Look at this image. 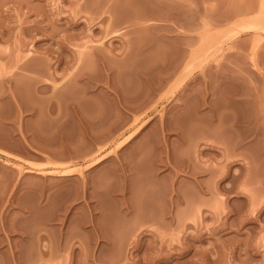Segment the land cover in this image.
Wrapping results in <instances>:
<instances>
[{"label":"rangeland","instance_id":"obj_1","mask_svg":"<svg viewBox=\"0 0 264 264\" xmlns=\"http://www.w3.org/2000/svg\"><path fill=\"white\" fill-rule=\"evenodd\" d=\"M91 1L0 0V264H264V30H241L247 0H173L151 40Z\"/></svg>","mask_w":264,"mask_h":264},{"label":"bare ground","instance_id":"obj_2","mask_svg":"<svg viewBox=\"0 0 264 264\" xmlns=\"http://www.w3.org/2000/svg\"><path fill=\"white\" fill-rule=\"evenodd\" d=\"M93 1H94V3H97V4L99 3V4H100L102 1H105V0H93ZM93 1H91V2H93ZM142 1H143V0H142ZM148 1H149V0H147V2H148ZM156 1H157V0H154V2H156ZM161 1H162V0H161ZM161 1L158 0V2H156V4H157L156 7H157L158 11H157V10L153 11L155 5H154V7H151V5L148 4L145 0H144L143 2H144L145 5H146V3H147L148 6L150 5L149 8L146 7L147 5H146V6L143 5V4L141 3V0H117L116 3L112 4V6H110V8H109L110 10H109L108 7H107V10H109L108 12L111 13L110 15H109V13H108V15L111 16V17H112V15H113V19H114V22H112L111 24L116 25V26H119V25L121 24V26H122V25H123L122 23H124V24H130L131 26L133 25V27L135 26L136 28H135L134 31H132L131 28H130V31H131V32H130V31L128 32V36L131 35V37H132L133 34L135 35V37L138 35L139 37H142L143 39H144V37L147 38V37L150 36V35H151V36H153V35L155 36V35H156V32H154V31H156L157 29H154L152 26H149V25H153V24H152V23H151V24L148 23V24H149V25H148L147 22H151V21H154V20H155V22H156V21H162L163 23H164V22L173 21L174 18L176 17V15L173 16V14H174L175 12H176V13H179V12L176 11L177 8H176V9H175V8H172V5H174V4H173V0H172V3H171V1L169 0V1H170V6H169V7H167V6L169 5V2H168V4L166 3L167 6L165 7V6H161V5H163V3H164L165 1H162V2H161ZM167 1H168V0H166V2H167ZM174 1H175V0H174ZM187 1H188V0H187ZM191 1H192V0H191ZM193 1L195 2V0H193ZM197 1H199V0H196L195 3H197ZM202 1H203V0H202ZM205 1H206V0H205ZM235 1H236V0H235ZM237 1H238V2H239V1L242 2L241 0H237ZM243 1H245V0H243ZM258 1H259V6L255 7V9H256V8L259 9V11L256 9V10L258 11V13H257L255 10H253V11H254L253 13L255 14V16H254L255 18H254L253 16H251V14H250L251 10H250V8H249V7L251 6V4H253V6L256 5V4H254L255 1H254V3H252V2H253L252 0H247V1H245V3H247V5H245V4L241 5V3H240L241 6L238 5L239 7H238L237 9L235 8L234 13L236 12V10H237V11L239 10V11H238V12H239V16L242 15V14H243V16H244V15L247 16L248 13H249L250 16H249V15H248V16L251 18V20L254 19L252 22H249L250 19H249V20L247 19V20H248V23L245 24V25H244V23H245L246 21L243 20V21H245L244 23L241 22V24H243V26L239 23L240 25L238 24V26H240V28H241V26L244 27V28H241V30H242V29H243V30H250V31H251V30H253V31H258V29H262V31L264 30V27H263V26H264V22H262V21H264V18H263L264 15L262 16V9L264 10V8H263L264 0H258ZM111 2H112V1H111ZM145 2H146V3H145ZM150 2H151V1H149V3H150ZM160 2H161V3H160ZM176 2H177V0H176ZM179 2H180V1H179ZM189 2H190V1H189ZM102 3H103V2H102ZM106 3H107V0H106ZM106 3H104V4H106ZM108 3H109V2H108ZM177 3H178V2H177ZM190 3L192 4V2H190ZM190 3H189V4H190ZM198 3H199V2H198ZM243 3H244V2H243ZM153 4H154V3H153V1H152V6H153ZM164 4H165V3H164ZM166 4H165V5H166ZM185 4H186V2L184 3V6H185ZM191 4H190V6H192ZM158 5H160L161 7H160V6L158 7ZM181 5H183V4H180V6H181ZM193 5H194V3H193ZM199 5H201V4H199ZM107 6H108V5H107ZM174 6L176 7V5H174ZM174 6H173V7H174ZM177 6H178V4H177ZM180 6H179V7H180ZM184 6H183V8L187 9V8H186L187 6H186V7H184ZM194 6H195V5H194ZM194 6H193V8H194ZM232 6H233V8H234V5H232ZM98 7H99V6H98ZM156 7H155V8H156ZM162 7H165L166 9H165V8H162ZM196 7H197V5H196ZM199 7H200V8H199ZM199 7H198V8H199V10H200V9L202 8V5L199 6ZM236 7H237V3H236ZM251 7H252V6H251ZM152 8H153V10H151ZM159 8L165 9V11L163 10V11L161 12L162 9H160V12H159ZM168 8H169V10H168ZM170 8H171V9H170ZM181 8H182V7H181ZM183 8H182V9H183ZM205 8H206V7H205ZM231 8H232V7H231ZM247 8H248V10H247ZM172 9H173V10H172ZM174 9H175V11H174ZM188 9H190L189 5H188ZM188 9H187V10H188ZM179 10H180V9H179ZM201 10H202V9H201ZM210 10H211V9H210ZM228 10H229V9H228ZM228 10H227V11H228ZM232 10H233V9H232ZM232 10H229V11L233 12ZM169 11H170V12H169ZM171 11H173V12H172L173 14L171 13ZM184 11H185V10H184ZM191 11H195V9H194V10L192 9ZM191 11H189V12H191ZM203 11H204V10H203ZM203 11H202V12H203ZM227 11H226V12H227ZM249 11H250V12H249ZM165 12H166V13H165ZM181 12H182V11H181ZM185 12L188 13V11H185ZM204 12H207V9H206ZM204 12H203V13H204ZM208 12H209V11H208ZM214 12H215V11H214ZM222 12H224V11H222ZM255 12L257 13V15H256ZM161 13H163V14H161ZM167 13H168V15H166ZM169 13H171V15H169ZM186 13L182 12V16H183V14L185 15ZM197 13H198V12H197ZM227 13H230V12H227ZM234 13H233V14H234ZM236 13H237V12H236ZM164 14H165V15H164ZM179 14H180V13H179ZM191 14H193V13H191ZM191 14H188V15L190 16ZM207 14H208V13H207ZM217 14H218V15H219V14L221 15L222 13L218 12ZM254 14H253V15H254ZM180 15H181V14H180ZM180 15H179V16L177 15V19H178V17H179V20H178V21H179V23H181V24L176 25V28H179V27H180V28H184V30H185V27H186L187 23H186V25H184V24H185V21H184V20H183V21L180 20ZM194 15H195V16H194ZM196 15H197L196 13L193 14V16H194V20H193V21H194V26H192L193 23H192V25H191V23H189V22H190V21H189V22H188L189 25H187V27L189 26V27H190V30L192 29V32H193V33H194V32H196V33H200V27H201L202 25L199 27V25H198V24H199V23H198V22H199V19H198V22L196 21V24H195V17H196ZM198 15H199V13H198ZM203 15H204V14H203ZM203 15H202V16H203ZM213 15H216V14H213ZM218 15H216V16H218ZM220 15H219V16H220ZM223 15H224V14H223ZM230 15H231V14H230ZM237 15H238V14H237ZM185 16H187V14H186ZM185 16H184V17H185ZM208 16H210V15L208 14ZM221 16H222V15H221ZM248 16H247L246 18H249ZM187 17H188V16H187ZM187 17H185V18H187ZM197 17L200 18L199 16H197ZM206 17H207V15H206ZM222 17H223V16H222ZM231 17H233V15H232ZM231 17L228 15V18H231ZM240 17H242V16H240ZM185 18H184V19H185ZM207 18H208V17H207ZM209 18H211V17H209ZM224 18H227V16L224 17ZM224 18H223V19H224ZM244 18H245V17H244ZM252 18H253V19H252ZM182 19H183V18H182ZM192 19H193V17H192ZM192 19H191V20H192ZM213 19H214V17H213ZM239 19H240V18H239ZM111 20H112V19H111ZM217 20H219V18H218ZM226 20H227V19H226ZM229 20H231V19H229ZM235 20H236V19H235ZM241 20H242V19H241ZM251 20H250V21H251ZM109 21H110V20H109ZM175 21H177L176 18H175ZM175 21H173L174 23H173V22H171V23L175 24V23H176ZM213 21H214V20H213ZM220 21L222 22V20H220ZM224 21H225V20H224ZM224 21H223V22H224ZM236 21H238V20H236ZM119 22H120V23H119ZM155 22H154V24H155ZM182 22H183V25H182ZM191 22H192V21H191ZM217 22H219V21H217ZM221 22H219V23H221ZM223 22H222V23H223ZM233 22H234V24H235V21H233ZM239 22H240V20H239ZM157 23H158V22H157ZM177 23H178V22H177ZM158 24H159V23H158ZM158 24H157V25H158ZM214 24H217V25H218V23H214ZM113 25H112V26H113ZM157 25H154V26H157ZM165 25H166V23H165ZM167 25H168V24H167ZM190 25H191V26H190ZM203 25H204V24H203ZM125 26L128 27V25H125ZM160 26H162V23H160V25H158L159 28H160ZM169 26H170V24H169L167 27H169ZM171 26H172V25H171ZM178 26H179V27H178ZM184 26H185V27H184ZM204 26H205V25H204ZM113 27H114V26H113ZM133 27H132V29H133ZM158 27H156V28H158ZM191 27H193V28H191ZM261 27H263V28H261ZM163 28H164V27H163ZM163 28L161 29L162 31H163ZM201 28H202V27H201ZM240 28H238V29H239L238 31L235 30L236 32L233 31V35H234V36H235L234 33H237V34H238V32L240 31ZM125 29H126V28H125ZM167 29H168V28H167ZM167 29H164V30L167 31ZM173 29L175 30V28H173ZM173 29H172V30H173ZM222 29H223V31H225L224 28H222ZM225 29H226V28H225ZM228 29H229V28H228ZM234 29H235V28H234ZM126 30H127V29H126ZM153 30H154V31H153ZM161 30H159V31H161ZM169 30H170V27H169ZM169 30H168L167 32L164 31V32H165V36H166V33H169V32H170V33H173V32H174V30H173V32H172V30H171V31H169ZM181 30H182V29H181ZM229 30H230V29H229ZM127 31H128V30H127ZM159 31H158V32H159ZM176 31H177V30H176ZM176 31H175V32H176ZM179 31H180V30H179ZM179 31H178V34H180V35L182 36V34L179 33ZM188 31H189V29H187V32L185 31V34L183 33V35H187V34H188ZM259 31H261V30H259ZM158 32H157V33H158ZM164 32H161V33L163 34ZM182 32H184V31H182ZM211 32H212V31H211ZM218 32H219V31H218ZM225 32H226V31H225ZM241 32H242V31H241ZM251 32H252V31H251ZM159 33H160V32H159ZM159 33H158V34H159ZM161 33H160L158 36H161L160 39H163L162 37L164 36V34H163V36H162ZM208 33H210V32H208ZM226 33H228V32H226ZM226 33H225V34L223 33V34L225 35V38H226ZM245 33H247V32H245ZM173 34H174V33H173ZM173 34H172V35H173ZM176 34H177V33H176ZM178 34H177V35H178ZM213 34H214V33H213ZM221 34H222V33H221ZM221 34H219V35L221 36ZM247 34H249V33H247ZM251 34H252V33H251ZM253 34H254V33H253ZM167 35H169V34H167ZM210 35H211V34H210ZM210 35H208L209 37L207 36L208 38L205 37V38H207V39H206L205 41H202L203 44H204V43L207 44L206 41H208V39H210V40H213V39H214V40H216V41H214L215 44H214V42H213V44H214V45L218 44L217 39L215 38V36L213 35V36H214V38H213V37H210ZM224 35H222L223 38H224ZM229 35H230V32L227 34V36H229ZM254 35H256V34H254ZM158 36H157V37H154V39H155V38L158 39ZM173 36H174V35H173ZM178 36H179V35H178ZM181 36H180V37H181ZM220 36H219V37H220ZM222 36H221V37H222ZM234 36H233V37H234ZM139 37H138V38H139ZM180 37H179V38H180ZM187 37H188V36H187ZM216 37H218V35H217ZM221 37H220V39H221ZM148 38L150 39V37H148ZM148 38H147V39H148ZM151 38H152V37H151ZM167 38H168V37H167ZM170 38H171V37H170ZM183 38H184V36H183ZM202 38H203V37H202ZM202 38H201V39H202ZM223 38H222V39H223ZM225 38H224V39H225ZM253 38H254V37H253ZM257 38H259V37H257ZM257 38H256V39H257ZM147 39H146V40H147ZM165 39H166V38H165ZM168 39H169V38H168ZM171 39H172V38H171ZM173 39H174V37H173ZM175 39H176V37H175ZM180 39H181V38H180ZM180 39H178V40L180 41ZM188 39H189V38H188ZM191 39H193V38H191ZM231 39H232V38H231ZM150 40H151V39H150ZM178 40H176V41H178ZM184 40L186 41V39H184ZM202 40H204V38H203ZM210 40H209V42H210ZM226 40H227V38H226ZM143 41H144V40H143ZM202 42H201V44H200L201 49H202V47H203V46H202ZM209 42H208V44H207V47H209ZM216 42H217V43H216ZM225 42H226V41H225ZM182 44H183V43H182ZM210 44L213 45V44H212V41L210 42ZM221 45H222V44H221ZM204 46H205V45H204ZM198 47H199V45H198ZM172 48H175V47H172ZM195 48H197V47H195ZM199 48H200V47H199ZM199 48H198V49H199ZM203 48H204V47H203ZM209 48H210V47H209ZM134 49H137V48L135 47ZM162 49H163V48H162ZM162 49H161V52L163 51ZM164 49H165V48H164ZM131 50H132V49H131ZM149 50H150V49H148L149 55H147L148 52H147L145 55L150 56V53H151V52H150ZM157 50H158V49H157ZM199 50H200V49H199ZM209 50H210V49H208V51H209ZM129 51H130V50H129ZM129 51L127 50L128 53H129ZM138 51H139V49H138ZM138 51H134V53H135L134 55L137 56V54H139ZM146 51H147V49H146ZM159 51H160V50H159ZM167 51H169V50L167 49ZM200 51H202V50H200ZM200 51H198L199 54L197 53V56L195 57V59H196L197 57L200 58V56L202 55V54H200V53H201ZM204 51L206 52L207 49L203 50L202 52L204 53ZM208 51H207V52H208ZM213 51H214V50H213ZM136 52H137V53H136ZM152 52H153V54H156L154 50H152ZM172 52H173V51H172ZM175 52L177 53V50H175ZM178 52H179V51H178ZM196 52H197V51H196ZM128 53H127V54H128ZM141 53H142V52H141ZM159 53H160V52H159ZM166 53H167V52H166ZM251 53H253V52H251ZM125 54H126V52H125ZM125 54H123V56H125ZM127 54H126L125 57H122V59L125 60V58H128V60H130L131 58H129V56H128L130 53H129L128 55H127ZM151 54H152V53H151ZM164 54H165V52H164ZM115 55H116V54H115ZM131 55L133 56L132 53H131ZM171 55H172V54H171ZM192 55H193V54H192ZM127 56H128V57H127ZM156 56H157V55H156ZM161 56H162V53H161ZM190 56H191V55H190ZM251 56H252V55H251ZM251 56H250V57H251ZM256 56H257V54H256ZM134 57H135V56H134ZM139 57H140V55H139ZM143 57H146V56L143 55ZM150 57H152V56H150ZM258 57H259V56H258ZM100 58H101V60H102L103 62L105 61V63H106L107 59L104 57V55L101 56ZM146 58H148V60H150V59L153 60L154 57H153V58L146 57ZM146 58H145V59H146ZM190 58H192V57H189V60H190ZM108 59L111 60V58H108ZM132 59L134 60V58H132ZM137 59H138V58L135 57V61H133V60H131V61H132V62H136ZM139 59H140V58H139ZM154 59L156 60L157 58L155 57ZM197 59H198V58H197ZM251 59H252V58H251ZM251 59H250V60H251ZM128 60H127V59L125 60V61H126V64L128 63V64L130 65V63L128 62ZM146 60H147V59H146ZM146 60H145V61H146ZM192 60H193V59H192ZM255 60H256V59H255ZM120 61L122 62V60H119V62H120ZM140 61H142V57H141V60H140ZM143 61H144V59H143ZM108 62H109V61H108ZM110 62H111V61H110ZM114 62H115V61H114ZM116 62H117V61H116ZM116 62H115V64H116ZM121 62H120V63H121ZM137 62L139 63V60H138ZM204 62H205V61H204ZM251 62H253V61L251 60ZM256 62H257V61H256ZM32 63H33V62H32ZM112 63H113V62H112ZM112 63H111V65H112ZM122 63H124V61H123ZM138 63H137L136 66H139ZM172 63H173V61H172ZM190 63H191V62H190ZM117 64H119V63H117ZM140 64H141V63H140ZM174 64H175V63H174ZM252 64H253V63H252ZM257 64H258V62H257ZM26 65L28 66V64H26ZM30 65H31V62H30V64H29V67H31ZM32 65H34V64H32ZM120 65H121V64H120ZM123 65H124V64H123ZM185 65H186V64H185ZM27 66H25V68H27ZM118 66H119V65H118ZM118 66H117V67H118ZM133 66H134V63H133ZM32 67H33V66H32ZM32 67H31V68H32ZM105 67H106V64H105ZM107 67H108V65H107ZM107 67H106V68H107ZM172 67H173V65H172ZM253 67H254V66H253ZM31 68H30V70L32 71ZM111 68H113V67H110V69L108 68V70H111ZM28 69H29V68H27V70H28ZM113 69H114V68H113ZM25 70H26V69H25ZM169 70H171V67H170ZM31 71H30V72H31ZM173 71H174V69H173ZM257 71H258V70H257ZM80 72H81V71H80ZM82 72H83V71H82ZM170 72H171V71H170ZM78 73H79V72H78ZM146 73H148V72H146ZM258 73H259V72H258ZM76 74H77V73H76ZM79 74H80V73H79ZM79 74H78V75H79ZM143 74H145V73H143ZM148 74H149V73H148ZM88 75H89V74H88ZM74 76H77V75L74 74ZM89 76H90V75H89ZM145 76H146V75H145ZM148 76H149V75H148ZM168 76H169V75H168ZM168 76H167V77H168ZM78 77H79V76H78ZM162 77H163V76H162ZM164 77H165V76H164ZM72 78H74V77H72ZM146 78H147V77H146ZM259 78H260V77H259ZM148 79H151V78H148ZM183 79H184V78H183ZM260 79H261V78H260ZM260 79H259V80H260ZM40 80H41V79H40ZM40 80H38V81L40 82ZM72 80L74 81V79H71V81H72ZM151 80H152V79H151ZM161 80H162V79H161ZM163 80H164V79H163ZM38 81H37V82H38ZM42 81H43V80H42ZM71 81H70V83H71ZM149 81H150V80H149ZM257 81H258V80H257ZM150 82H151V81H150ZM18 83H19V82H18ZM73 83H74V82H73ZM258 84H259V83H258ZM70 85H72V84H70ZM70 85H69V86H70ZM17 86H18L17 88L19 89V85H18V84H17ZM39 86H43L42 88H39V87H38V88L41 89L42 91H45V90H46V89L44 90V88H47V90H48V87H49V85L47 86V85H43V84H42V85H39ZM157 86H158V85H157ZM159 86H160V85H159ZM255 87H256V86H255ZM257 87H258V86H257ZM57 88H58V87H57ZM67 88H68V86H67ZM70 88H71V87H69V89H70ZM159 88H160V87H159ZM15 89H16V88H15ZM50 89H51V91H52V94H51L52 97L50 96V97H51L50 100H51V99H52V100H58V98H59V100H60L61 98H60L59 96H60V95H61V96L63 95L62 92H64V93L67 94V96H68V94H69L68 91L71 90V89H70V90H67V89H66L67 92H66V90H62V91H60L61 89H60V90H59V89H56V85L53 86V88H50ZM63 89H65V87H64ZM12 90H13V89H12ZM41 90H40V92L43 93ZM58 90H59V91H58ZM256 90H257V89H256ZM37 91H39V90H37ZM16 93H17V90H16ZM63 96H64V95H63ZM65 96H66V95H65ZM16 99H17V98H16ZM62 100H63V99H62ZM63 101H64V100H63ZM49 102H50V101H49ZM53 102H54V101L51 102L52 105L48 108V109H49L48 112H49L50 114H52L53 112H54V113L56 112L57 114H59V108H58V110L55 109V105H56L57 102H56V103H55V102L53 103ZM58 103H61V102H58ZM22 104H23V103H22ZM20 105H21V104H20ZM49 105H50V104H49ZM58 105H60V104H58ZM58 105H57V106H58ZM53 107H54L55 110L53 109ZM58 107H59V106H58ZM24 109H25V108H24ZM75 110H77V109L75 108ZM54 113H53V114H54ZM60 113H61V112H60ZM76 113H77V112H76ZM78 115H79V114H78ZM260 130H261V128H260ZM130 135H132V134H130ZM126 137H127V136H126ZM129 137H130V136H129ZM122 142H123V141H122ZM3 143H4V142H3ZM5 144H6V143H5ZM6 145H7V144H6ZM6 145H5V146H6ZM7 154H8V153H7ZM7 154H6V155H7ZM96 160H97V159H96ZM98 160H99V159H98ZM92 162H93V161H92ZM5 163H7V162L5 161ZM8 163H9V162H8ZM8 163H7V164H8ZM10 163H11V162H10ZM93 163H94V162H93ZM14 165H15V164H14ZM11 166H12V165H11ZM16 166H17V164H16ZM16 168H18V167H16ZM19 170H20V168H19ZM47 172H49V171H47ZM50 172H52V170H51ZM5 179H6V178H5ZM5 179H4V180H5ZM5 181H6V180H5ZM9 185H10V184H9ZM7 189H9V188H7Z\"/></svg>","mask_w":264,"mask_h":264}]
</instances>
